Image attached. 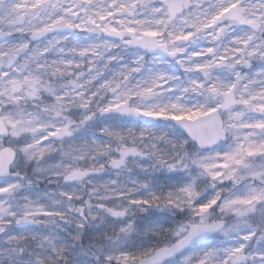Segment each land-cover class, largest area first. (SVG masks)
Segmentation results:
<instances>
[{
    "label": "snow or ice",
    "instance_id": "6c2138e0",
    "mask_svg": "<svg viewBox=\"0 0 264 264\" xmlns=\"http://www.w3.org/2000/svg\"><path fill=\"white\" fill-rule=\"evenodd\" d=\"M3 257L264 264V0H0Z\"/></svg>",
    "mask_w": 264,
    "mask_h": 264
},
{
    "label": "clouds",
    "instance_id": "9594fccd",
    "mask_svg": "<svg viewBox=\"0 0 264 264\" xmlns=\"http://www.w3.org/2000/svg\"><path fill=\"white\" fill-rule=\"evenodd\" d=\"M188 150L189 151L195 150V146L190 144L188 146ZM167 174L168 173L166 171L158 169L155 173V175L159 178L158 183H167V181H168L167 180V178H168ZM154 210H156L158 212H162V213H165V212L169 213L162 208H158V209H154ZM144 214H150V213H143V214H137L136 215L137 231L132 234L131 239L129 240V243H137V244H139L141 242L148 243L149 241H151L153 239L152 235L149 232H147V228L149 227V224L153 221L148 219V216H146ZM169 214H171V213H169ZM140 216H143L144 219H140L139 218ZM171 216H172V214H171ZM88 243H89L88 240L84 241L85 245H87ZM0 264H13V262L11 260H8L7 257H3V258H0ZM16 264H28V262H27L26 258H21V259H18L16 261ZM84 264H87V260L84 261Z\"/></svg>",
    "mask_w": 264,
    "mask_h": 264
},
{
    "label": "rangeland",
    "instance_id": "374dc122",
    "mask_svg": "<svg viewBox=\"0 0 264 264\" xmlns=\"http://www.w3.org/2000/svg\"><path fill=\"white\" fill-rule=\"evenodd\" d=\"M168 130V129H167ZM171 174H167V176H170ZM169 182V181H167ZM174 182V181H172ZM146 216H148V219L152 220V221H157L159 220L160 222H165L167 221L168 223L171 222V220L173 219V217L171 216V214L169 213H162V212H158L156 210H152L150 214H144ZM175 219H179V216L174 217Z\"/></svg>",
    "mask_w": 264,
    "mask_h": 264
}]
</instances>
